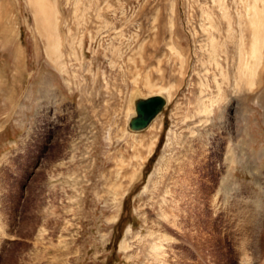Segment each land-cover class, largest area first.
I'll return each mask as SVG.
<instances>
[{
  "label": "rangeland",
  "instance_id": "rangeland-1",
  "mask_svg": "<svg viewBox=\"0 0 264 264\" xmlns=\"http://www.w3.org/2000/svg\"><path fill=\"white\" fill-rule=\"evenodd\" d=\"M0 264H264V0H0Z\"/></svg>",
  "mask_w": 264,
  "mask_h": 264
},
{
  "label": "water",
  "instance_id": "water-1",
  "mask_svg": "<svg viewBox=\"0 0 264 264\" xmlns=\"http://www.w3.org/2000/svg\"><path fill=\"white\" fill-rule=\"evenodd\" d=\"M166 102L160 96H151L142 99L137 105V116L130 123V129L140 131L148 127L151 122L163 111Z\"/></svg>",
  "mask_w": 264,
  "mask_h": 264
},
{
  "label": "bare ground",
  "instance_id": "bare-ground-1",
  "mask_svg": "<svg viewBox=\"0 0 264 264\" xmlns=\"http://www.w3.org/2000/svg\"><path fill=\"white\" fill-rule=\"evenodd\" d=\"M36 10H37V9H36ZM37 11H38V10H37ZM41 12H42V11H41ZM41 17L43 18L44 16H41ZM42 18H41V20H42L41 23H43V21H44V19H42ZM48 22H49V21H48ZM43 26H44V24H43ZM44 28H45V27H44ZM51 28H52V27H51ZM255 32H256V31H255ZM47 33H49V32L47 31ZM255 34H257V33H255ZM255 40H256V39H255ZM257 40H258V39H257ZM257 43H258V42H257ZM258 45H259V44H258ZM259 49H260V48H259ZM255 50H256V48H255ZM251 68H252V67H251ZM139 102H140V101H139ZM139 102H138V103H139ZM138 103H137V105H138Z\"/></svg>",
  "mask_w": 264,
  "mask_h": 264
}]
</instances>
